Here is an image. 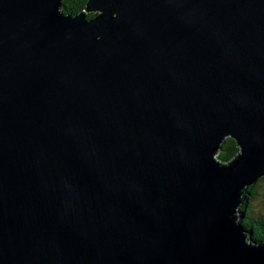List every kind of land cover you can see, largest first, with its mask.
Masks as SVG:
<instances>
[{
  "label": "water",
  "instance_id": "95a60500",
  "mask_svg": "<svg viewBox=\"0 0 264 264\" xmlns=\"http://www.w3.org/2000/svg\"><path fill=\"white\" fill-rule=\"evenodd\" d=\"M62 1L0 0V264H264V0Z\"/></svg>",
  "mask_w": 264,
  "mask_h": 264
},
{
  "label": "trees",
  "instance_id": "16d2710c",
  "mask_svg": "<svg viewBox=\"0 0 264 264\" xmlns=\"http://www.w3.org/2000/svg\"><path fill=\"white\" fill-rule=\"evenodd\" d=\"M87 0H63L61 10L65 15L76 16L86 5ZM95 14H88L87 19ZM238 153V147L231 138H225L220 146L216 160L221 164H228ZM264 182L261 178L255 185L246 188L242 194V203L239 207V222L251 235L255 242L264 243V194L258 193V185Z\"/></svg>",
  "mask_w": 264,
  "mask_h": 264
},
{
  "label": "rangeland",
  "instance_id": "374dc122",
  "mask_svg": "<svg viewBox=\"0 0 264 264\" xmlns=\"http://www.w3.org/2000/svg\"><path fill=\"white\" fill-rule=\"evenodd\" d=\"M258 193H260L261 195L264 194V182L258 185Z\"/></svg>",
  "mask_w": 264,
  "mask_h": 264
}]
</instances>
